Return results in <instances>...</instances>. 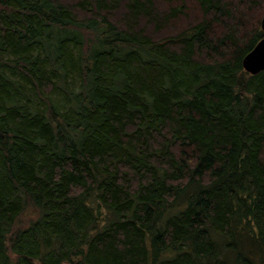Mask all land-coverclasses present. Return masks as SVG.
Returning a JSON list of instances; mask_svg holds the SVG:
<instances>
[{
  "label": "trees",
  "instance_id": "obj_1",
  "mask_svg": "<svg viewBox=\"0 0 264 264\" xmlns=\"http://www.w3.org/2000/svg\"><path fill=\"white\" fill-rule=\"evenodd\" d=\"M263 15L0 0V264H264Z\"/></svg>",
  "mask_w": 264,
  "mask_h": 264
},
{
  "label": "water",
  "instance_id": "obj_2",
  "mask_svg": "<svg viewBox=\"0 0 264 264\" xmlns=\"http://www.w3.org/2000/svg\"><path fill=\"white\" fill-rule=\"evenodd\" d=\"M261 27L264 32V15L261 21ZM243 67L246 72L252 75L264 71V37L245 55L243 58Z\"/></svg>",
  "mask_w": 264,
  "mask_h": 264
},
{
  "label": "rangeland",
  "instance_id": "obj_3",
  "mask_svg": "<svg viewBox=\"0 0 264 264\" xmlns=\"http://www.w3.org/2000/svg\"><path fill=\"white\" fill-rule=\"evenodd\" d=\"M262 21V20H261ZM38 216V211L33 205H29L28 209L24 211V213L19 217L15 228H23L26 227L33 219Z\"/></svg>",
  "mask_w": 264,
  "mask_h": 264
}]
</instances>
